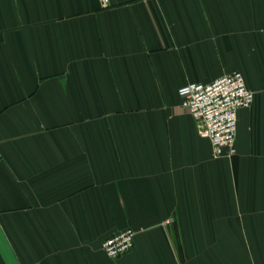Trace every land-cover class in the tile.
I'll list each match as a JSON object with an SVG mask.
<instances>
[{
    "label": "crops",
    "instance_id": "1",
    "mask_svg": "<svg viewBox=\"0 0 264 264\" xmlns=\"http://www.w3.org/2000/svg\"><path fill=\"white\" fill-rule=\"evenodd\" d=\"M236 71L214 157L178 91ZM0 151V264H264V0H0Z\"/></svg>",
    "mask_w": 264,
    "mask_h": 264
},
{
    "label": "built area",
    "instance_id": "2",
    "mask_svg": "<svg viewBox=\"0 0 264 264\" xmlns=\"http://www.w3.org/2000/svg\"><path fill=\"white\" fill-rule=\"evenodd\" d=\"M108 4L109 0H100ZM244 75L233 72L210 83H189L178 91L182 105L198 121L204 123L201 135L212 144L214 157L236 154L239 111L249 108L254 92L248 88ZM0 151V160L2 158ZM135 232L122 231L103 243L110 259H117L134 247Z\"/></svg>",
    "mask_w": 264,
    "mask_h": 264
}]
</instances>
